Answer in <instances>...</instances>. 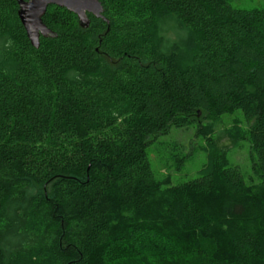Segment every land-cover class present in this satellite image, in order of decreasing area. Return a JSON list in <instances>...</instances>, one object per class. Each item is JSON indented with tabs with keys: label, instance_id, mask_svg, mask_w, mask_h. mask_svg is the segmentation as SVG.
<instances>
[{
	"label": "trees",
	"instance_id": "obj_1",
	"mask_svg": "<svg viewBox=\"0 0 264 264\" xmlns=\"http://www.w3.org/2000/svg\"><path fill=\"white\" fill-rule=\"evenodd\" d=\"M98 1L86 29L49 6L35 49L0 0V264H264V6ZM236 112L251 181L202 125ZM194 126L197 176L157 179L149 139ZM143 234L178 250L149 256Z\"/></svg>",
	"mask_w": 264,
	"mask_h": 264
},
{
	"label": "rangeland",
	"instance_id": "obj_2",
	"mask_svg": "<svg viewBox=\"0 0 264 264\" xmlns=\"http://www.w3.org/2000/svg\"><path fill=\"white\" fill-rule=\"evenodd\" d=\"M231 5L238 9L252 10L264 6V0H231ZM205 125L213 124V143L218 152L231 164L239 166L246 174L248 180L253 175V162L250 146L246 141L236 144L230 137L229 130L234 121H239L241 127H247L239 112L223 115L220 119H201ZM154 140L148 149V158L157 179L168 176L170 186L178 185L197 176V171L206 162L205 139L196 126L189 129H171L167 134L151 137ZM177 145L179 151H171V145ZM183 154L184 159L178 163L177 159ZM251 181V180H250ZM137 248L149 256L158 253L175 254L177 246L171 242H163L153 235L143 234L136 238ZM112 264H115L112 262Z\"/></svg>",
	"mask_w": 264,
	"mask_h": 264
},
{
	"label": "water",
	"instance_id": "obj_3",
	"mask_svg": "<svg viewBox=\"0 0 264 264\" xmlns=\"http://www.w3.org/2000/svg\"><path fill=\"white\" fill-rule=\"evenodd\" d=\"M18 18L25 30L31 46L37 49L40 45V37L49 38L56 35L49 30L42 21L46 9L51 6L65 8L75 14L79 26L83 29L89 27L88 15L105 20L101 3L98 0H17Z\"/></svg>",
	"mask_w": 264,
	"mask_h": 264
}]
</instances>
